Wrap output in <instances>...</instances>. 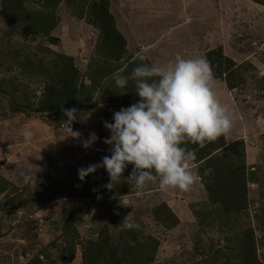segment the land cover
<instances>
[{
    "label": "rangeland",
    "instance_id": "rangeland-1",
    "mask_svg": "<svg viewBox=\"0 0 264 264\" xmlns=\"http://www.w3.org/2000/svg\"><path fill=\"white\" fill-rule=\"evenodd\" d=\"M57 1L54 28L29 35L7 26L0 0V264H81L92 251V264H221L214 252L235 257L250 231L264 264V0H106L125 55L64 125L14 111L41 96L42 61L58 54L84 74L97 58L100 33L86 22L96 0ZM24 2L38 13L48 0ZM212 50L232 62L233 88L212 79ZM147 111L158 128L135 117ZM178 119L221 133L222 155L243 145L245 208L217 210L195 154L157 159L155 137Z\"/></svg>",
    "mask_w": 264,
    "mask_h": 264
},
{
    "label": "trees",
    "instance_id": "trees-1",
    "mask_svg": "<svg viewBox=\"0 0 264 264\" xmlns=\"http://www.w3.org/2000/svg\"><path fill=\"white\" fill-rule=\"evenodd\" d=\"M24 1L26 0H1L3 18L9 28H13L18 23H22V27L28 31L29 35L38 34L36 33L38 30L43 32L44 30H52L54 28L56 22L54 8L55 4L58 3L57 0H48L44 5V9L46 7L47 9L38 13H32L26 9ZM257 3H259V0H257ZM90 5L91 7L89 14H87L86 22L96 28L100 33L98 46H96L97 58L91 61L84 74L73 66V59H70L72 62L68 64L67 60L58 54L54 55V60L52 61H42L43 65L39 66L36 70L39 77L42 76L45 78L41 96L35 104L25 103L23 105L24 107L14 106L15 112L48 113L52 116L54 122L62 125L69 123L79 115L78 106L80 103L85 102L82 99L86 92L94 91L97 86L101 85L96 82H100V79L110 74L107 65L110 62H119L124 57V41L114 25L112 16H109L107 1L96 0V3H90ZM209 52L205 55V64L209 73L212 75V79L216 83L227 81V85L233 88L229 84V80H225L223 76L225 70L231 68L232 62L229 58L223 57L222 59L220 50L215 52L212 50V52ZM139 69L140 67H136L132 73L137 75ZM36 72L33 75L38 77ZM23 74L24 70H22L20 76ZM81 74L90 82L89 88L85 87L82 82L79 85V80L83 79ZM10 79L16 80V76ZM143 79L145 80L146 76H143ZM147 84L149 87H145V91H148L151 87L149 83ZM13 89L14 86L10 92ZM127 92H131V90L129 89ZM108 93H110V90ZM117 96L119 99L124 96V100H131L124 94ZM135 116L144 120L146 118L147 121H150L152 128H158L159 123L155 111H147L139 116ZM170 124L176 125L174 134H172L173 128H170ZM170 124L168 125V131L166 133L163 132L154 139L155 141L151 149H154V155H156L157 159L159 155L162 159H165V156L173 155L182 157L186 154H195L193 160L195 162L203 161V168H208L211 172L207 188L216 199L217 210L222 214H230L245 208L244 192L241 193L240 191V185L244 186L243 179L247 176L243 145L236 149L239 152L235 155H222L223 153L220 152L224 151L226 145L221 133L210 132L201 134L197 129L182 119H178L177 121L172 120ZM199 138L203 139L197 140ZM204 145L205 147L203 148L202 146ZM203 168H201L202 171ZM226 179H228V182H225ZM248 234L251 235V231ZM248 234L244 236V241H241L242 243L238 247L235 257H229L221 253V251L214 252L217 262H222L221 264H230L233 261L236 264H261L257 259L253 240L249 239ZM131 252L127 251V255L130 256ZM107 255L110 258L113 256L112 252H109ZM152 255V252L149 253V256ZM95 256L96 254L92 251L81 264H92L96 259ZM136 258L139 261L142 259V256L136 255ZM70 260L64 259L63 262L69 263ZM27 264L42 263L39 260V256H36L29 260ZM106 264H110V262L107 261Z\"/></svg>",
    "mask_w": 264,
    "mask_h": 264
},
{
    "label": "clouds",
    "instance_id": "clouds-1",
    "mask_svg": "<svg viewBox=\"0 0 264 264\" xmlns=\"http://www.w3.org/2000/svg\"><path fill=\"white\" fill-rule=\"evenodd\" d=\"M151 86H154L156 83L154 82V81H150V82H148ZM147 87H149V86H147ZM136 117V116H135ZM96 141H98L99 143H102L103 142V140H102V137L100 136V137H98L97 139H96Z\"/></svg>",
    "mask_w": 264,
    "mask_h": 264
},
{
    "label": "crops",
    "instance_id": "crops-1",
    "mask_svg": "<svg viewBox=\"0 0 264 264\" xmlns=\"http://www.w3.org/2000/svg\"><path fill=\"white\" fill-rule=\"evenodd\" d=\"M148 86V84H146V86L145 87H147ZM141 87V86H140ZM145 87H144V89H145ZM132 100V99H131ZM115 111H119V109H115ZM113 114H115V112L113 111Z\"/></svg>",
    "mask_w": 264,
    "mask_h": 264
}]
</instances>
